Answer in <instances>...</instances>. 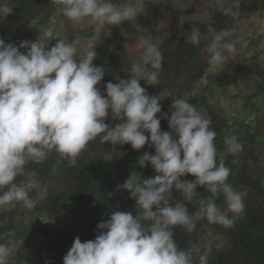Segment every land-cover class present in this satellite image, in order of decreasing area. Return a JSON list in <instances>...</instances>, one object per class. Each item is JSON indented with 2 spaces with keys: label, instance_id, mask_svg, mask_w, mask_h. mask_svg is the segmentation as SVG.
Segmentation results:
<instances>
[{
  "label": "clouds",
  "instance_id": "9594fccd",
  "mask_svg": "<svg viewBox=\"0 0 264 264\" xmlns=\"http://www.w3.org/2000/svg\"><path fill=\"white\" fill-rule=\"evenodd\" d=\"M55 3L73 23L90 18L101 25L116 26L135 21L143 0ZM216 4L222 14H233L229 0H216ZM13 11L8 0H0V20ZM231 35L230 30H216L211 25L206 33L192 26L185 41L199 45L202 39L208 40L203 51L209 54V63L222 65L236 51L228 40ZM50 40L57 42L49 48ZM78 44L79 37L67 42L61 38L55 24L46 29L43 39L34 42L25 40L17 46L0 38V208L16 202L28 208L35 206L30 191L38 188L39 181L26 166L43 162L50 152L55 151L74 166L97 137L102 144H130L137 151L147 144L154 148V154L145 151L134 167L150 165L156 175L145 178L133 170L123 184L117 185V191H127L135 200V215L131 211L111 212L107 220L97 224L94 239H74L63 264H208L205 255L197 262L192 252L181 249L173 229L179 226L191 233L201 218L231 228L234 219L227 213L240 214L245 208L243 193L228 182L231 169L223 160L217 163L211 117L185 98L173 99L169 112L162 113L160 101L171 94L162 90L150 96L141 86V80L149 86L159 84L163 56L150 37L138 38L140 55L131 64L127 78L116 76L115 83L104 85L103 93L97 85L105 67L93 64L96 44L89 41L77 58ZM109 118L112 124L105 122ZM161 119L168 121V131L161 130ZM224 143L229 154L243 151L242 143L233 135L225 136ZM186 174L195 179L184 180ZM17 177L25 179L16 183ZM198 187L210 196L200 200L198 211L190 213L187 204L198 195ZM173 188L183 202H169ZM220 197L227 211L217 204ZM15 247L9 234L6 243H0V264H9Z\"/></svg>",
  "mask_w": 264,
  "mask_h": 264
},
{
  "label": "trees",
  "instance_id": "16d2710c",
  "mask_svg": "<svg viewBox=\"0 0 264 264\" xmlns=\"http://www.w3.org/2000/svg\"><path fill=\"white\" fill-rule=\"evenodd\" d=\"M14 11L0 20V38L6 43L19 45L21 41L43 39L47 28L55 24L66 42L79 37V50L89 41L96 44L95 66L104 65L105 75L97 85L101 92L104 85L116 82L115 77L127 78L131 64L140 55L138 38L150 37L162 53L159 84L149 86L140 81L150 96L162 90L171 94L162 101V113H168L175 98H185L211 117L210 128L216 132L217 163L223 160L231 169L228 182L243 193L244 211L228 212L234 226L225 228L209 223L206 218L196 221L189 233L182 227L173 229L177 245L192 252L198 262L205 255L208 264H264V63L259 56H250L249 64L240 59L242 38L240 23L252 21L249 31L257 45L264 38L259 34L264 22V0H229L233 14L224 15L217 10L216 0H143L142 9L135 21L120 25H104L90 18L73 23L64 17L55 0H8ZM114 3H134V0H113ZM58 15L59 24L53 22ZM211 25L216 30L228 29V40L235 45V54L216 72V65L209 63V54L203 51L208 40L199 45L185 41L192 26L206 33ZM36 26L34 35L30 28ZM56 40L48 42L49 48ZM21 52L26 51L20 49ZM207 80L219 90L233 89L243 95L244 106L240 112H228L220 96L203 91L198 83ZM161 114H157L159 117ZM235 115V116H232ZM112 124L109 118L105 121ZM118 123V121H117ZM161 130L168 131V121L161 119ZM233 135L243 145L237 155L227 152L225 136ZM145 151L154 154L147 144L139 151L130 144L115 145L100 142L99 137L90 142L74 166L53 151L41 163H29L26 168L34 171L38 188L30 191L35 206L28 208L22 202L0 208V243H6L11 234L15 251L9 264H63V257L78 236L81 241L92 240L96 226L109 218L111 212L131 211L135 215V200L127 191H117L131 171L145 178L156 175L150 165L143 169L134 167L137 158ZM120 152L126 153L120 156ZM235 161V162H234ZM25 177H17L16 183ZM195 179L190 174L183 178ZM6 190V189H5ZM188 203L189 212L198 211L200 200L210 196L203 187ZM183 202L173 188L170 203ZM222 210L223 197L217 199Z\"/></svg>",
  "mask_w": 264,
  "mask_h": 264
},
{
  "label": "rangeland",
  "instance_id": "374dc122",
  "mask_svg": "<svg viewBox=\"0 0 264 264\" xmlns=\"http://www.w3.org/2000/svg\"><path fill=\"white\" fill-rule=\"evenodd\" d=\"M52 21L59 24L58 15H56ZM251 22L252 21H243L240 23L241 33H242V38L240 41V46H241L240 59L244 64H249L250 56L257 55L264 63V38L261 40L259 44L257 45L253 44V41L257 39L258 35L253 36L251 31H249V25ZM263 27H264V22H263ZM35 30H36V26H33L32 28H30V33L34 35ZM263 31L264 30L262 28L259 31V34H262ZM223 65L224 64L216 65L211 69V72L213 73L216 72L219 68L223 67ZM198 87L203 91L211 92L216 94L217 96H220V98L222 99L223 106L228 112L238 113L241 111V109L244 106L243 95L235 92L231 88L226 90H219L214 86H211L207 80H202L201 82H199Z\"/></svg>",
  "mask_w": 264,
  "mask_h": 264
},
{
  "label": "built area",
  "instance_id": "2783aa9c",
  "mask_svg": "<svg viewBox=\"0 0 264 264\" xmlns=\"http://www.w3.org/2000/svg\"><path fill=\"white\" fill-rule=\"evenodd\" d=\"M232 116H235V115H232Z\"/></svg>",
  "mask_w": 264,
  "mask_h": 264
}]
</instances>
